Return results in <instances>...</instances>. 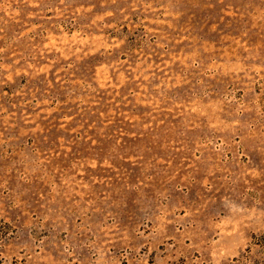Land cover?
<instances>
[{
	"label": "rangeland",
	"instance_id": "rangeland-1",
	"mask_svg": "<svg viewBox=\"0 0 264 264\" xmlns=\"http://www.w3.org/2000/svg\"><path fill=\"white\" fill-rule=\"evenodd\" d=\"M263 230L264 0H0V264H264Z\"/></svg>",
	"mask_w": 264,
	"mask_h": 264
},
{
	"label": "trees",
	"instance_id": "trees-1",
	"mask_svg": "<svg viewBox=\"0 0 264 264\" xmlns=\"http://www.w3.org/2000/svg\"><path fill=\"white\" fill-rule=\"evenodd\" d=\"M252 242H253L255 245H258V246H260V247H264V230H263L260 234H258V235H253V237H252ZM248 248H249V247H247V248L245 249V251H246V250H249ZM243 256H245V255L243 254ZM235 260H238V259L235 258ZM11 264H20V263H17L16 261H12ZM121 264H129V263H128L126 260H123V261L121 262Z\"/></svg>",
	"mask_w": 264,
	"mask_h": 264
}]
</instances>
